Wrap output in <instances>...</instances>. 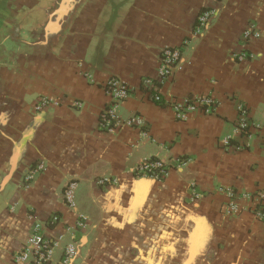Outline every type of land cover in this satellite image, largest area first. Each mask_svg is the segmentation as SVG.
I'll list each match as a JSON object with an SVG mask.
<instances>
[{
    "label": "crops",
    "instance_id": "obj_1",
    "mask_svg": "<svg viewBox=\"0 0 264 264\" xmlns=\"http://www.w3.org/2000/svg\"><path fill=\"white\" fill-rule=\"evenodd\" d=\"M56 1L0 52V264L26 248L36 222L53 239L77 213L87 226L70 264H264V0ZM166 47H182V61L156 101L142 84L157 79ZM111 78L131 88L118 116L142 126H100ZM44 96L63 102L37 113ZM239 105L260 128L251 137L237 130ZM148 158L172 166L167 180L137 176ZM39 162L46 170L26 186ZM71 181L77 212L64 201Z\"/></svg>",
    "mask_w": 264,
    "mask_h": 264
},
{
    "label": "built area",
    "instance_id": "obj_2",
    "mask_svg": "<svg viewBox=\"0 0 264 264\" xmlns=\"http://www.w3.org/2000/svg\"><path fill=\"white\" fill-rule=\"evenodd\" d=\"M214 9L202 11L196 23V30L202 32L207 27L209 21L215 15ZM254 33L246 32L245 37L248 39ZM182 47H166L163 49L160 58V66L158 68L157 79L146 78L143 81L145 90L153 97L154 100L160 101V89L161 86L173 75L175 70L179 67L182 61ZM107 93L112 97L113 102L110 107L101 115L100 126L105 127L110 133H114L115 130L126 125L129 127L142 126L143 121L139 117L129 118L122 120L118 114L117 109L119 103L123 100L130 98L131 88L120 79L111 78L107 80L106 84ZM63 102V101H62ZM61 100L44 96L42 97L37 106V111H43L50 107H59L62 104ZM198 109L195 104H187V112H193ZM238 124L237 130L240 134H245L251 137L254 130H259L258 126L250 123L249 114L247 109L239 105L238 106ZM179 117L186 119V113H179ZM188 164L186 160H179L176 165L177 168L184 167ZM46 170V166L43 162H39L36 166L32 167L25 175L24 183L28 186L35 178V175ZM172 166L161 158H148L137 169L136 173L138 177L151 179L156 182H164L171 175ZM117 180L109 178H101L97 180V185L105 186L107 184H116ZM79 184L76 181L68 183L64 190V201L69 209L77 212V191ZM232 195V193H230ZM232 212H238L239 208L235 204L230 206ZM257 218L262 222L264 227V195H260L258 199ZM31 219H34L33 215H30ZM58 222V217L52 218L51 225ZM45 226L44 223H35L31 237L28 240L26 248L14 255L11 264H70L77 254V236L78 233L86 228V218L77 213L76 226L74 228H68L66 234H61L53 239L48 238L43 234L42 230ZM69 236L70 240L67 239ZM65 245L62 249V256L58 263L53 262V256L55 251L61 246L62 242Z\"/></svg>",
    "mask_w": 264,
    "mask_h": 264
},
{
    "label": "flooded vegetation",
    "instance_id": "obj_3",
    "mask_svg": "<svg viewBox=\"0 0 264 264\" xmlns=\"http://www.w3.org/2000/svg\"><path fill=\"white\" fill-rule=\"evenodd\" d=\"M45 0H2L0 2V52L7 53L12 49L11 42L9 43V36H16V38L27 37L26 32L30 30V25L27 22L29 17L35 16L37 12L47 13L50 8L54 9L51 5L48 7L44 5ZM64 0H57L56 4L59 8ZM67 5V0L64 3ZM41 10V11H40ZM43 10V11H42ZM28 23V24H27ZM29 26V27H28ZM6 56V55H5ZM4 59L0 61V73L6 68ZM39 100V99H38ZM34 104V111L38 101ZM30 170V169H29Z\"/></svg>",
    "mask_w": 264,
    "mask_h": 264
}]
</instances>
